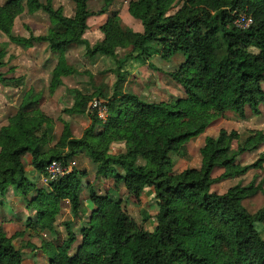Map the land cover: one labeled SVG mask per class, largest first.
<instances>
[{
    "label": "trees",
    "instance_id": "1",
    "mask_svg": "<svg viewBox=\"0 0 264 264\" xmlns=\"http://www.w3.org/2000/svg\"><path fill=\"white\" fill-rule=\"evenodd\" d=\"M73 1L72 16L63 6L55 7L53 0H5L0 6V32L11 43L25 48L46 43L47 51L58 54L51 71L53 91L64 84L63 77L78 72L66 59V51L73 45L85 46L91 59L107 56L116 64L113 93L97 89L98 98L107 103L105 122L96 112H87L91 97L71 90L73 104L65 111L87 113L92 120L82 137H73L65 123L62 136L51 145L53 121L36 107L39 98L32 92L24 94L18 112L0 128V191L14 187L35 211L26 227L57 234L60 203H70L73 219L64 221L66 236L43 240L49 264H264V237L257 227L264 222V185L241 178L263 167L264 153L251 164L242 165L239 160L240 155L264 143V133L252 130L242 140L237 130L221 129L201 147L200 167L180 171L172 157L190 159L189 141L228 110L240 119L247 117L248 108L256 115L261 113L264 0H131L129 11L142 23V31L122 23L119 11L111 9L115 0H102L97 12L90 9V0ZM25 11L49 16L46 34L22 36L13 31L15 19ZM108 12L101 27L104 39L92 45L84 37L88 20ZM242 14L252 18L246 28L234 24ZM119 49L129 50L120 56ZM7 55V46H0V68L12 58L10 54L6 59ZM155 55L183 57L178 68L167 73L185 96L156 102L123 91L127 61L149 63ZM24 82V76L8 77L0 71L3 85L20 87ZM234 141L238 144L232 151ZM114 143H124L125 150L112 152ZM79 153L97 165V177L103 171L105 178L114 180L115 189L123 185L128 200L134 196L140 201L146 188L153 190L157 204L154 229L136 221L124 208L122 197L101 194L94 183L84 182L86 170L74 168L49 182L47 189L35 187L28 177L27 154L30 163L44 173L52 160L70 163ZM217 169L222 173L215 177ZM230 178L237 182L227 191L213 189L215 183ZM84 184L91 201L85 220ZM76 220L81 221L77 230ZM17 234L9 237L0 229V264H26L24 250L30 245L17 246Z\"/></svg>",
    "mask_w": 264,
    "mask_h": 264
},
{
    "label": "rangeland",
    "instance_id": "2",
    "mask_svg": "<svg viewBox=\"0 0 264 264\" xmlns=\"http://www.w3.org/2000/svg\"><path fill=\"white\" fill-rule=\"evenodd\" d=\"M47 1V0H43ZM60 0H55L59 3ZM131 0H119V16H121L122 23H126L127 13L122 10L123 5L128 6V2ZM5 3V0H0V6ZM127 3V4H126ZM103 2L102 0H92L91 9L94 12L100 10ZM67 9L65 13L69 16L74 15L69 3H65ZM122 10V12H121ZM97 17H92L90 20V26L86 30L84 37L89 40L93 45L97 41L104 39V33L100 31L99 21ZM124 23V24H125ZM50 18L44 12H36L30 14L25 11L19 15L14 22L13 31L22 36H29L31 33L35 35H44L47 33L50 27ZM132 25H136L133 23ZM138 29V26H132ZM142 28V27H141ZM7 46L8 55H12V58L8 61L7 65L0 68V71L6 73L8 77H25V82L20 87L15 85H3L0 83V128L3 125L9 123L11 117H13L19 110L23 101L24 94L32 92L39 98V104L36 106L41 112L52 119L53 123V135L55 139L51 142V145L56 144L59 138L62 136L65 123L70 126L73 137L80 138L84 135L85 130L91 124V117L87 114H69L65 111L66 108L72 106L74 100V94L71 90L77 89L87 96L91 97L89 102L98 98V90H103L106 94L111 95L113 93L114 84L117 81L116 74L113 69L116 64L112 58L107 56H97L91 59L86 55V49L83 45H73L66 51L67 62L77 69V73L70 74L63 77V85L56 90H52L50 87L51 71L58 62V54L47 51L45 49L46 43L36 44L34 47L25 48L18 46L9 41V38L0 32V46ZM129 49H119L118 54L123 56L125 51ZM257 52V49H252ZM182 56H173L170 59H163L161 56L155 55L150 59L149 63H141L136 59H130L125 64L124 68L127 69L128 75L122 88L125 92H134L147 101H175L179 97L185 96L184 89L178 84L170 75L168 71H172L178 68ZM12 67V69H10ZM88 102V103H89ZM87 108V107H86ZM245 119H240L236 113L230 112L228 114V122H224L223 125H214L213 131L208 133L207 136H218L219 130L226 129L228 131L237 130L242 134V140L245 139L249 132L252 130L260 131L258 126H261L262 119L257 115L250 114ZM228 123V124H227ZM237 124L238 126H233ZM226 125V126H225ZM262 127V126H261ZM215 128V129H214ZM236 128V129H235ZM245 132V133H242ZM201 140L197 138L190 140L187 144L190 159H183L172 154L173 159L176 161V169L180 171L187 167H200L202 162L201 145L204 144V138ZM237 141L233 143V150L237 149ZM112 152H119L125 150L124 143H114L111 147ZM259 158L256 152H245L240 155L239 160L244 164H251ZM30 154L24 157L26 162V169L28 171L29 179L35 184V187L47 189V184L43 182L42 175L30 162ZM73 163V167L80 170H86L87 177L84 178V182L90 181L95 184L99 193L104 194L110 192L114 197H122L124 200V208L131 214V216L140 224H144L149 230L155 227V216L157 212V204L155 194L151 188H146L145 193L138 201L134 196H130L125 190L123 185L115 189L114 180L111 177L105 178L103 171L100 176L97 177V165L94 164L85 153H79L69 160ZM216 174V173H215ZM259 177L264 180V171L261 170ZM257 178L255 170H250L247 179ZM237 182L236 179H225L217 182L213 185V189L220 193L227 191L231 186ZM264 182V181H263ZM110 189H114L109 191ZM36 192H31L29 198H31ZM81 198L84 203L83 217L87 219L89 215V209L91 201H88V190L86 186L81 187ZM61 212L58 215L56 221L57 234L50 233L49 231H41L34 228H27L26 220L29 216H34L35 211L27 207L26 201L23 199L22 194L10 187L6 191H0V215L6 220V223L10 222L8 216L21 220L22 229H16V227L10 226L8 229L10 235L18 234L14 237V243L17 246L27 245L24 250V263L26 264H49V258L46 255L43 246V240L53 241L55 238H64L66 236V227L64 221L72 220L71 206L68 200H63L61 203ZM148 217L146 220L145 218ZM81 224L80 220H76L75 229L77 230ZM258 229L261 230L264 237V222L257 223ZM4 229L7 226L3 227ZM26 228V229H25ZM22 231V232H20ZM57 236V237H56Z\"/></svg>",
    "mask_w": 264,
    "mask_h": 264
},
{
    "label": "crops",
    "instance_id": "3",
    "mask_svg": "<svg viewBox=\"0 0 264 264\" xmlns=\"http://www.w3.org/2000/svg\"><path fill=\"white\" fill-rule=\"evenodd\" d=\"M41 1H43V0H41ZM55 0H53V2H54ZM43 2H45V1H43ZM65 3L67 4V3H69L70 5V7L72 8V11H73V13H75V9H76V5H75V3H74V1L73 0H60L59 1V3H57V2H55L54 3V5H55V7H59V6H63L64 7V9L66 10L67 9V5H65ZM91 3H92V0H90V2H89V7H91ZM119 0H115L114 1V4H113V6L111 7V9H113V10H118L119 11ZM127 4V3H126ZM128 6H126V5H123V7H122V10L123 11H126V13H127V17H126V22H127V24L125 23H123L125 26H127V27H130V28H132L133 30H135V31H142L143 30V26H142V23L138 20V19H136V18H134L132 15H131V13H130V11H129V2H128V4H127ZM91 9V8H90ZM92 10V9H91ZM122 10H121V12H122ZM93 11V10H92ZM109 12L108 13H104V14H94V15H92L90 18H89V20H88V27L90 26L89 24H90V20H91V18L92 17H97V18H99L100 20V24H99V29H100V31H102V29H101V27H102V25L103 24H105L106 22H107V20H108V18H109ZM120 18H121V16H120ZM133 23H135L136 25H132ZM132 26H138V29H135L134 27H132ZM142 27V28H141ZM263 88H264V83H263ZM260 111H261V113L259 114V115H257L258 117H260V118H263L262 119V124H261V126H258V128L257 129H259L260 131H262L263 133H264V105H261L260 106ZM230 112H233V111H231V110H228V111H226V115L225 116H223V117H219V118H217L216 120H214L212 123H211V125L206 129V131L204 132V133H202V134H205V135H201V137H203L204 138V142L206 141V138L208 137L207 135H208V133H210V132H212L213 130V127H214V125H223V123L224 122H228V121H230V120H228L227 118L229 117L228 116V114L230 113ZM249 113L251 114H254L253 112H252V110L250 109V108H248L247 109V117H249L250 115H249ZM254 115H256V114H254ZM228 124V123H227ZM226 126V125H225ZM233 126H235V127H237L238 125L237 124H235L234 123V125ZM215 129V128H214ZM236 129V128H235ZM220 130H221V128H220ZM219 130V131H220ZM242 133H245V132H242ZM216 137V136H215ZM197 138V137H196ZM198 139H202V138H200V135H199V137H198ZM193 140V139H192ZM205 144V143H204ZM204 144H202L201 145V147L204 145ZM201 149V148H200ZM253 152H256L257 153V155H259L260 156V154L261 153H264V143L257 149V150H255V151H253ZM243 155V154H242ZM240 157V156H239ZM241 162V161H240ZM202 163V162H201ZM241 164L242 165H246V164H244L243 162H241ZM198 167V166H197ZM252 170H255V172H256V174H257V177L259 178V179H262V177H259L258 175L260 174V171L261 170H263L264 171V165H263V167L262 168H258V169H252ZM216 173V174H215ZM222 173V170L221 169H217V170H215L214 171V176L216 177V176H219L220 174ZM248 175H249V171L245 174V175H243L241 178H243L244 180H245V182H250V181H252V180H254L255 182H256V184H258V183H260V182H262L263 183V185H264V180L262 179V180H257V178H252L251 180H250V178L249 179H247V177H248ZM231 179H236V178H231ZM237 180V179H236ZM9 218H8V220H10V222H8V223H6V220L2 217V215H0V229L2 230V231H4V232H6L7 233V235L9 236V237H11L12 235H10V232H9V228H10V226H12V227H16V229H22V225H21V220H16L17 218L15 217V218H12V217H10V216H8ZM4 226H7V228L6 229H4L3 227Z\"/></svg>",
    "mask_w": 264,
    "mask_h": 264
},
{
    "label": "built area",
    "instance_id": "4",
    "mask_svg": "<svg viewBox=\"0 0 264 264\" xmlns=\"http://www.w3.org/2000/svg\"><path fill=\"white\" fill-rule=\"evenodd\" d=\"M251 22L252 18L250 16L242 14L235 19L234 24L239 28H246ZM87 112H96L99 118L105 122L108 114L107 103L103 99L94 98L89 102ZM72 165L73 163H65L62 160H52L42 175L43 182L48 184L49 182L65 177L73 171L74 167Z\"/></svg>",
    "mask_w": 264,
    "mask_h": 264
}]
</instances>
